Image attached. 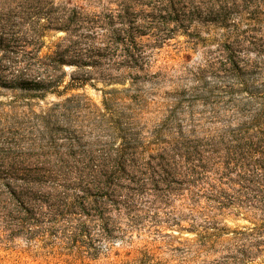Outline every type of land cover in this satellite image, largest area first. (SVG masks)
I'll return each instance as SVG.
<instances>
[{
  "label": "rangeland",
  "instance_id": "obj_1",
  "mask_svg": "<svg viewBox=\"0 0 264 264\" xmlns=\"http://www.w3.org/2000/svg\"><path fill=\"white\" fill-rule=\"evenodd\" d=\"M125 10L136 39L132 67L96 59L86 71L104 76L81 87L71 79L79 69L66 65L61 93L45 97L0 88V264H122L152 238L117 231L105 238L94 219L101 203L150 197L157 164L182 161L194 147L195 162L208 168L194 187L171 197L176 205L198 196L204 202L232 137L264 135V0H0L2 18L41 19L44 26L51 20L42 55L67 36L76 15ZM119 152L138 169L118 174L119 185L93 182L106 180L98 171ZM62 210L69 214L52 222L49 213ZM83 211L95 217H81ZM251 220L243 212L224 222L234 229ZM81 222L85 232L77 229ZM155 252L177 264L165 250ZM253 264H264V255Z\"/></svg>",
  "mask_w": 264,
  "mask_h": 264
},
{
  "label": "trees",
  "instance_id": "obj_2",
  "mask_svg": "<svg viewBox=\"0 0 264 264\" xmlns=\"http://www.w3.org/2000/svg\"><path fill=\"white\" fill-rule=\"evenodd\" d=\"M129 16L127 10L94 18L76 15L65 29L67 36L54 43V49L45 55L41 54L45 47L44 30L53 28L50 19L44 26L40 17L38 22L30 24L0 17V88L35 91L39 92L35 97H45L49 92L61 93L58 88L65 82L66 65L79 69L80 73L71 79L81 87L104 76L98 74L94 78L93 73L86 71L88 67L99 65L96 59H119L109 65L132 67L138 57L131 53L136 39ZM26 24L31 27L25 31ZM115 25L119 28H114ZM84 31L88 35L82 33ZM192 149L180 154L185 164L181 160L174 163L162 160L157 164V169L152 171L154 183L150 197L111 200V207L118 212L115 219L107 216L112 209L104 203L94 210L98 213L96 217L86 211L80 214L95 217L105 238L112 237L113 231L151 236L150 242L130 250L122 264H168L156 257V250L172 254L177 264H253L264 255V135L233 136L225 147L220 164L223 171L218 172L220 177L215 183H208L210 196L204 197V202L198 196L176 205L171 194L190 190L208 168L195 162L198 152L195 147ZM124 155L119 152L108 165H102L109 168L98 171L106 180L102 182L94 177L93 182L105 187L119 185L116 183L118 174L126 173L127 168L138 169L135 160L126 159ZM197 161L203 162L205 158ZM104 171L110 173L104 175ZM144 182L139 190L146 185ZM160 183L162 185H158ZM66 211H51L50 220L56 223L69 214ZM243 212L251 215V226L231 229L225 225L226 216H240ZM71 215L77 213L71 212ZM31 219L33 217L21 221L27 226ZM77 229L85 232V223H79Z\"/></svg>",
  "mask_w": 264,
  "mask_h": 264
}]
</instances>
